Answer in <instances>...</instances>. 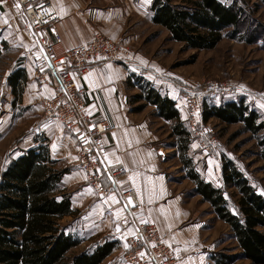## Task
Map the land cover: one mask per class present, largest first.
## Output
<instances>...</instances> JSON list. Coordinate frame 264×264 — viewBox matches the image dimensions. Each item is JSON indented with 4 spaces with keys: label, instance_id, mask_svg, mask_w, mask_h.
<instances>
[{
    "label": "trees",
    "instance_id": "1",
    "mask_svg": "<svg viewBox=\"0 0 264 264\" xmlns=\"http://www.w3.org/2000/svg\"><path fill=\"white\" fill-rule=\"evenodd\" d=\"M259 1L264 7V0ZM150 12L152 24L164 28L172 41L188 50H214L224 39L264 45V37L251 31V14L237 1L227 5L220 0H153ZM26 81L24 69L10 74L13 104L23 95ZM126 85L128 90L138 91L131 97V104L137 105L132 112L141 113L145 106H152L159 118L172 123L170 138L175 141L170 146L175 148L184 179L194 184L190 196H201L238 244L237 254L213 253L212 264H235L239 260L264 264V195L225 155L221 165L223 187L206 181L190 155L191 132L176 101L143 72H130ZM203 109L205 122L215 119L226 125H242L243 132L257 141V154L264 161V118L245 98L219 105L204 101ZM68 172L54 159L49 140L41 135L34 147L6 165L0 181V264H102L121 247L120 240L108 238L70 257L84 239L61 225L64 219H77L81 214L73 206L72 194L62 187ZM227 189L233 193L226 194Z\"/></svg>",
    "mask_w": 264,
    "mask_h": 264
},
{
    "label": "crops",
    "instance_id": "2",
    "mask_svg": "<svg viewBox=\"0 0 264 264\" xmlns=\"http://www.w3.org/2000/svg\"><path fill=\"white\" fill-rule=\"evenodd\" d=\"M54 1L58 7L59 19L54 23L53 30L61 37V43L56 47L57 54H64L76 45L92 41L97 33H103L128 49L146 47L147 37L143 32L148 26L147 21L151 22L150 6L153 0ZM0 14L3 17L0 18V27L3 28L5 22L12 26L16 20L18 26L15 30L19 38L25 41L23 25L8 0H0ZM135 51L132 50L133 53ZM136 53V61L130 66L120 62L110 63L107 69H91L77 77L78 85L87 92L86 112L93 119L105 120L113 127L103 137L106 147L104 164L110 168L125 166L128 170L119 177L117 186L110 195H98L87 185L83 173L75 163V138L57 121L47 119L43 112L36 136L46 137L54 159L59 160L60 167L69 169L63 178L62 187L71 192L73 206L81 212L77 218L81 221L80 228L87 232L92 229L102 234L98 243H103L108 238L125 241L121 223L127 209L121 191L133 189L140 202V211L147 215L149 223L158 228L165 242L175 248L178 264H212L211 256L219 249L215 248L217 238L207 228L205 204L208 203L201 196H190L187 179L181 182L176 180L180 176L184 177V174L178 171L181 170V164L174 163L175 159L179 160L178 156L170 159L169 150L175 148L165 146L164 136L158 131L157 124L153 125L145 115L131 111L126 81L130 72H143L155 87L176 101L182 120L186 121L187 110L181 100L183 87L163 81L167 78L153 65H144L151 63L150 59L141 52ZM140 68L143 71L139 72ZM17 69L26 71L23 97L31 99L35 105L40 102L42 92L34 80L35 65L30 53L24 63H19L6 76V87L13 97L12 104L14 96L8 87V78ZM35 144L36 138L26 150ZM191 153L190 150V155ZM198 156H195L196 162ZM193 189L194 187L192 191ZM133 232L134 227L131 226L129 233ZM85 237H82L83 243L89 238ZM120 253L119 248L107 259L119 256Z\"/></svg>",
    "mask_w": 264,
    "mask_h": 264
},
{
    "label": "rangeland",
    "instance_id": "3",
    "mask_svg": "<svg viewBox=\"0 0 264 264\" xmlns=\"http://www.w3.org/2000/svg\"><path fill=\"white\" fill-rule=\"evenodd\" d=\"M220 1L227 5L239 2L254 19L251 31L260 35L261 38L264 37V7L261 6L259 0ZM52 2L56 5L54 0ZM0 18H3L1 14ZM147 22L148 26L143 32L147 37L146 47L129 48L130 65L136 61V52H141L151 62L144 65H153L163 77L167 78L163 81H170L176 86H182V93L193 89L195 80L211 82L222 90L217 93L203 94V103L209 100L219 105L228 100L243 97L250 107L256 109L264 118V45H248L224 39L214 50H188L183 45L172 41L164 28L154 26L149 20ZM4 25L3 28L0 27V181L2 172L10 160L21 155V152L33 145L35 138L38 137L36 136L39 131L38 125H40L44 114L40 102H36L34 105L31 99L28 100L23 95L15 104H12L13 97L8 93L6 76L19 63H24L28 59L33 45H31L32 39L29 36V31L23 33L25 42L19 38L14 27L6 22ZM0 26L2 25L0 24ZM27 39L31 41L28 42ZM132 50H136L135 53ZM138 71H143V69L140 68ZM128 92L132 111L137 105L131 104V97L138 91L128 90ZM139 114L149 118L153 125L157 124L158 131L164 136L165 146L170 147L171 143L175 141L170 138L172 123L160 120L152 106H145ZM187 120L188 112L185 121L188 126ZM209 124L213 127L217 139L212 157L206 156L200 147L199 140L191 136L193 142L191 156L195 159V156L199 155L196 158L197 162L195 161L197 170L206 181L213 183L216 187H223L221 165L222 156L225 155L235 161L251 184L264 195V161L257 154L259 151L257 141L250 134L243 132L242 125H226L215 119L210 120ZM169 152L171 160L177 157L175 150H169ZM174 161L175 165L180 164L179 160L175 159ZM176 180L181 182L184 177L180 176ZM186 185L191 193L194 184L187 180ZM231 193H233L232 189L226 190V194L230 195ZM205 216L208 222V231L217 238L215 246L216 249H219L217 252L237 254L239 252L238 244L231 238L230 229L212 214L208 204H205ZM61 225L68 226L67 232L74 236L89 237L85 243L70 252V257L87 250L88 245L90 248L102 237L98 231L91 229L87 232L80 228V219L66 218L61 222ZM124 242V240L121 242V250L124 248ZM90 243L93 245L90 246ZM103 264H123V259L121 256H112ZM235 264L252 263L247 260H239Z\"/></svg>",
    "mask_w": 264,
    "mask_h": 264
},
{
    "label": "built area",
    "instance_id": "4",
    "mask_svg": "<svg viewBox=\"0 0 264 264\" xmlns=\"http://www.w3.org/2000/svg\"><path fill=\"white\" fill-rule=\"evenodd\" d=\"M14 7L25 32H30L33 45L30 55L35 70L34 80L42 92L41 108L47 119L57 121L77 142L76 163L85 181L98 195L108 196L120 176L127 173L125 166L110 168L104 164L106 147L103 137L113 129L105 120L93 119L87 112V92L77 83V77L91 69H107L108 64L120 62L130 65V51L123 44L97 33L92 41L57 54L60 35L53 30L59 19L56 5L50 0H8ZM20 7L17 8L16 5ZM15 20L12 27L17 28ZM31 41V40H30ZM211 82L195 80L193 89L181 94L188 112L191 136L199 140L206 156L212 157L217 144L215 131L203 119V97L221 91ZM126 215L121 227L125 244L119 256L124 264H178L176 250L168 245L158 228L148 222L140 211V202L133 189L121 191ZM130 201V202H129ZM134 227L133 234L129 228ZM143 254V255H141Z\"/></svg>",
    "mask_w": 264,
    "mask_h": 264
},
{
    "label": "snow or ice",
    "instance_id": "5",
    "mask_svg": "<svg viewBox=\"0 0 264 264\" xmlns=\"http://www.w3.org/2000/svg\"><path fill=\"white\" fill-rule=\"evenodd\" d=\"M16 7H17V8H19V7H20V5H19V4H17V5H16ZM129 202H130V201H129ZM141 255H143V254H141Z\"/></svg>",
    "mask_w": 264,
    "mask_h": 264
}]
</instances>
